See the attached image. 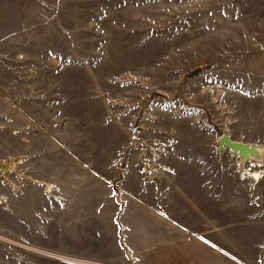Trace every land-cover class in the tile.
I'll return each mask as SVG.
<instances>
[{
	"label": "rangeland",
	"instance_id": "obj_1",
	"mask_svg": "<svg viewBox=\"0 0 264 264\" xmlns=\"http://www.w3.org/2000/svg\"><path fill=\"white\" fill-rule=\"evenodd\" d=\"M222 135L264 149V0H0V264H264Z\"/></svg>",
	"mask_w": 264,
	"mask_h": 264
},
{
	"label": "water",
	"instance_id": "obj_2",
	"mask_svg": "<svg viewBox=\"0 0 264 264\" xmlns=\"http://www.w3.org/2000/svg\"><path fill=\"white\" fill-rule=\"evenodd\" d=\"M201 70L191 72L188 76L191 78L196 76ZM215 152L218 155H222L225 152L232 157H235L239 161L240 166H244L246 163L255 162L256 164L264 163L263 147L255 143H244L233 141L228 135H222L216 142ZM12 165H0V171L8 172L11 170Z\"/></svg>",
	"mask_w": 264,
	"mask_h": 264
},
{
	"label": "bare ground",
	"instance_id": "obj_3",
	"mask_svg": "<svg viewBox=\"0 0 264 264\" xmlns=\"http://www.w3.org/2000/svg\"><path fill=\"white\" fill-rule=\"evenodd\" d=\"M263 152H264V149H263ZM263 160H264V158H263ZM262 166H264V163L256 164L255 162H249V163H246L244 166H240L239 165V168L242 171H244L245 175H248V178H252V179H255V180L259 181L260 178L262 177V175H261L260 172L255 171V170L256 169H260Z\"/></svg>",
	"mask_w": 264,
	"mask_h": 264
},
{
	"label": "crops",
	"instance_id": "obj_4",
	"mask_svg": "<svg viewBox=\"0 0 264 264\" xmlns=\"http://www.w3.org/2000/svg\"><path fill=\"white\" fill-rule=\"evenodd\" d=\"M150 172H151L152 174L156 175V172H157V171L155 172V171L152 170V171H150ZM63 210H64V209H63ZM61 212H62V211H61ZM71 262H72V261H71Z\"/></svg>",
	"mask_w": 264,
	"mask_h": 264
}]
</instances>
